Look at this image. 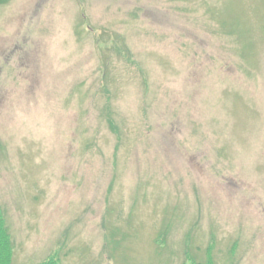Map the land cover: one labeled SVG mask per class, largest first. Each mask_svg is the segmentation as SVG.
<instances>
[{"label": "rangeland", "instance_id": "374dc122", "mask_svg": "<svg viewBox=\"0 0 264 264\" xmlns=\"http://www.w3.org/2000/svg\"><path fill=\"white\" fill-rule=\"evenodd\" d=\"M12 264H264V0L0 6Z\"/></svg>", "mask_w": 264, "mask_h": 264}, {"label": "trees", "instance_id": "16d2710c", "mask_svg": "<svg viewBox=\"0 0 264 264\" xmlns=\"http://www.w3.org/2000/svg\"><path fill=\"white\" fill-rule=\"evenodd\" d=\"M9 1L10 0H0V6L7 4ZM13 256V240L9 232L4 213L0 207V264H12ZM40 264H61V262L56 255H51Z\"/></svg>", "mask_w": 264, "mask_h": 264}]
</instances>
